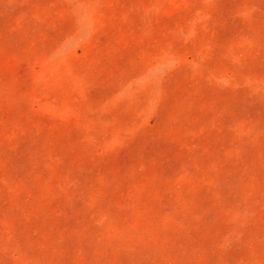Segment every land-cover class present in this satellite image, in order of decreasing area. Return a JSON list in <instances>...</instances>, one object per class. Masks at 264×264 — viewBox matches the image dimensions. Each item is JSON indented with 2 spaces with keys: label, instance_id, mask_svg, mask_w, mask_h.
I'll use <instances>...</instances> for the list:
<instances>
[{
  "label": "rangeland",
  "instance_id": "374dc122",
  "mask_svg": "<svg viewBox=\"0 0 264 264\" xmlns=\"http://www.w3.org/2000/svg\"><path fill=\"white\" fill-rule=\"evenodd\" d=\"M0 264H264V0H0Z\"/></svg>",
  "mask_w": 264,
  "mask_h": 264
}]
</instances>
